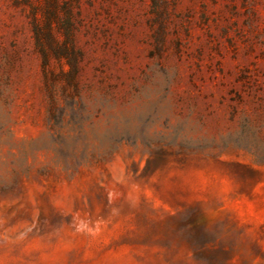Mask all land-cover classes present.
Returning a JSON list of instances; mask_svg holds the SVG:
<instances>
[{"label": "rangeland", "instance_id": "374dc122", "mask_svg": "<svg viewBox=\"0 0 264 264\" xmlns=\"http://www.w3.org/2000/svg\"><path fill=\"white\" fill-rule=\"evenodd\" d=\"M0 264H264V0H0Z\"/></svg>", "mask_w": 264, "mask_h": 264}, {"label": "trees", "instance_id": "16d2710c", "mask_svg": "<svg viewBox=\"0 0 264 264\" xmlns=\"http://www.w3.org/2000/svg\"><path fill=\"white\" fill-rule=\"evenodd\" d=\"M52 24L45 23L42 25L36 19L34 21V34L36 45L41 52L44 60L48 58L49 51L51 48H56L58 51L67 50L66 42L62 44H58L52 34Z\"/></svg>", "mask_w": 264, "mask_h": 264}]
</instances>
